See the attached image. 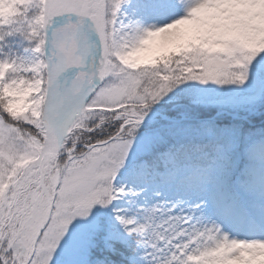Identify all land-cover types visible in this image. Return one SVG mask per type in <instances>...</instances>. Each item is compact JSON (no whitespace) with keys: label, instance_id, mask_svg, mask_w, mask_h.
Masks as SVG:
<instances>
[{"label":"snow or ice","instance_id":"snow-or-ice-1","mask_svg":"<svg viewBox=\"0 0 264 264\" xmlns=\"http://www.w3.org/2000/svg\"><path fill=\"white\" fill-rule=\"evenodd\" d=\"M0 264H264V0H0Z\"/></svg>","mask_w":264,"mask_h":264}]
</instances>
